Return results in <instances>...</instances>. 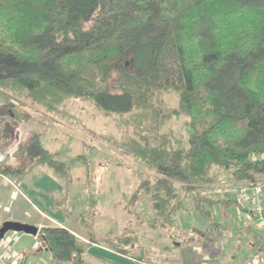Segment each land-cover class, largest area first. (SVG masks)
Returning <instances> with one entry per match:
<instances>
[{
	"label": "trees",
	"instance_id": "1",
	"mask_svg": "<svg viewBox=\"0 0 264 264\" xmlns=\"http://www.w3.org/2000/svg\"><path fill=\"white\" fill-rule=\"evenodd\" d=\"M0 90V140L33 110L57 112L70 99L115 115L121 135H111L106 162L131 171L124 209L136 215L146 205L150 227L175 238L187 202L206 212L223 178H264V0H0ZM172 93L179 106L171 108ZM180 113L191 129L182 161L161 131ZM19 151L23 159L0 164V173L22 177L46 165L68 192L71 167L39 134ZM99 201L89 197L75 218L87 241L46 225L34 253L48 251L52 264H95L87 252L98 243L150 262L136 253V234L101 233Z\"/></svg>",
	"mask_w": 264,
	"mask_h": 264
},
{
	"label": "rangeland",
	"instance_id": "2",
	"mask_svg": "<svg viewBox=\"0 0 264 264\" xmlns=\"http://www.w3.org/2000/svg\"><path fill=\"white\" fill-rule=\"evenodd\" d=\"M169 96L168 105L171 108L179 106L177 94L172 93ZM6 97L0 90V103L4 102ZM9 97L18 102L17 98L10 95ZM15 110L19 114L22 111L18 107ZM32 114L29 120H18L12 135L0 140V151L5 156L0 164L16 163L18 157L23 159L19 151L20 145L31 135L39 134L44 146L53 152L59 162L71 167L72 183L68 201L74 204L75 213H85L88 210L89 197L99 196V230L105 229L103 231L107 230V233L111 234H136L140 244L136 253L140 254L143 260H151L156 264H249L255 260L264 263V240L259 241L257 238L261 236V232L256 229L257 223L248 220L247 212H244L236 201L234 204H231L232 200L229 204L220 202L223 199L230 200L225 195L233 199L231 192L227 190L234 183L230 179L223 178L219 181L220 185L215 189L214 198L220 201L207 206L206 212L197 209L193 202L186 203L185 209L179 214L180 227L176 237L172 238L165 229L150 227L152 211L146 205L142 206L136 215H130L124 209V197L133 183L131 171L106 162L114 153L112 142L109 140L111 135H121V129L118 127L120 122L115 115L105 114L97 110L93 103L78 99H70L57 112L33 110ZM161 131L168 135V146L173 150L175 160L182 161L183 150L188 145L191 132L188 117L183 113L172 115L166 120ZM88 162L91 163L93 174V182L88 184L89 189L85 185ZM31 181V176L26 177V182ZM20 187L26 191L22 184ZM28 196L39 203L31 194L28 193ZM42 209L50 213L45 208ZM36 215L38 216V213ZM38 227L40 229V226ZM80 228L78 233L86 235L85 229L81 226ZM20 234L25 235L23 232ZM39 254L36 258L38 264H52L50 253ZM103 254L115 262L117 259L123 264L126 263V259L114 258V255L104 251ZM101 260L99 264H112L106 259Z\"/></svg>",
	"mask_w": 264,
	"mask_h": 264
},
{
	"label": "crops",
	"instance_id": "3",
	"mask_svg": "<svg viewBox=\"0 0 264 264\" xmlns=\"http://www.w3.org/2000/svg\"><path fill=\"white\" fill-rule=\"evenodd\" d=\"M28 176L32 177L30 183L26 182V177ZM13 183L16 184L18 188ZM21 184L25 187L26 191L20 187ZM26 192L31 194V196H33V198L39 203L32 200ZM65 196L69 199L70 189L67 192L63 183L55 177L52 169L46 165H36L31 171L22 177H11L0 173V226L7 220L33 222L35 225L40 226V228L53 224L66 227L74 232L79 238L87 241L86 235L78 233V230L81 228L75 218L80 214L78 215L75 213L74 204H72L71 201H67V203L59 202L60 199ZM226 196L233 201L231 204H234V200L231 199L229 195H225V197ZM42 207L50 213L44 212ZM35 212L38 213V216ZM246 215L248 216V220H253L247 213ZM103 230L101 233L106 234L107 230ZM24 234L25 235H21L20 232L10 231L4 236V241L5 243L14 244L15 248L23 254V264H30L31 262L33 264H38L36 258L40 256L39 253L43 254L48 251L45 250L35 254L34 251L40 248L39 239L37 236L28 233ZM90 248L92 249L90 250ZM90 248L87 253L95 264H99V262L102 261L101 259H106L112 264H123L122 261H118L117 259H115L117 261L115 262L106 258L103 256L105 255L103 254V251L107 254L114 255V258L119 257L126 259L125 264H156L155 262L135 261L136 259L134 257L118 253L107 246L98 243H94ZM94 249L99 250V252ZM97 256L101 259L97 258ZM201 264H207V262H202Z\"/></svg>",
	"mask_w": 264,
	"mask_h": 264
},
{
	"label": "built area",
	"instance_id": "4",
	"mask_svg": "<svg viewBox=\"0 0 264 264\" xmlns=\"http://www.w3.org/2000/svg\"><path fill=\"white\" fill-rule=\"evenodd\" d=\"M4 159L5 156L0 151V161ZM14 185L18 188L16 184ZM232 188L233 190H231ZM227 190L231 192L233 199L240 205L241 209L246 210L257 223L256 229L261 232L259 234L261 236L257 237L258 240H264V180L243 184L233 183ZM40 246H43L42 242H40ZM23 259V254L15 248L14 244L5 243L4 238L0 241V264H23ZM249 264L264 263L255 260Z\"/></svg>",
	"mask_w": 264,
	"mask_h": 264
},
{
	"label": "water",
	"instance_id": "5",
	"mask_svg": "<svg viewBox=\"0 0 264 264\" xmlns=\"http://www.w3.org/2000/svg\"><path fill=\"white\" fill-rule=\"evenodd\" d=\"M10 231L24 232L36 236L38 235L40 229L38 226L31 223L15 221V220H7L3 222V224L0 227V241Z\"/></svg>",
	"mask_w": 264,
	"mask_h": 264
}]
</instances>
